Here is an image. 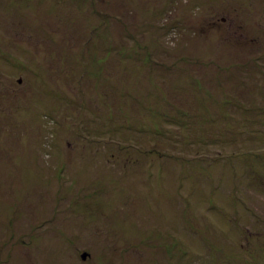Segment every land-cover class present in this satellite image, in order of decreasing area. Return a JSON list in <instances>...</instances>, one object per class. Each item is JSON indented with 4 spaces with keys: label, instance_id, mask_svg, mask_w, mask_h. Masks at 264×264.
<instances>
[{
    "label": "rangeland",
    "instance_id": "1",
    "mask_svg": "<svg viewBox=\"0 0 264 264\" xmlns=\"http://www.w3.org/2000/svg\"><path fill=\"white\" fill-rule=\"evenodd\" d=\"M0 264H264V0H0Z\"/></svg>",
    "mask_w": 264,
    "mask_h": 264
},
{
    "label": "water",
    "instance_id": "2",
    "mask_svg": "<svg viewBox=\"0 0 264 264\" xmlns=\"http://www.w3.org/2000/svg\"><path fill=\"white\" fill-rule=\"evenodd\" d=\"M20 81V80H19ZM82 257H84V254H82Z\"/></svg>",
    "mask_w": 264,
    "mask_h": 264
}]
</instances>
